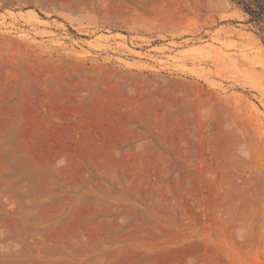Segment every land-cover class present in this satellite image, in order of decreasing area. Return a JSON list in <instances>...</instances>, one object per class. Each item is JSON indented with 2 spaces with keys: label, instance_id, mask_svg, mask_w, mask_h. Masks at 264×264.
<instances>
[{
  "label": "rangeland",
  "instance_id": "obj_1",
  "mask_svg": "<svg viewBox=\"0 0 264 264\" xmlns=\"http://www.w3.org/2000/svg\"><path fill=\"white\" fill-rule=\"evenodd\" d=\"M231 0H0V264H264V42Z\"/></svg>",
  "mask_w": 264,
  "mask_h": 264
},
{
  "label": "trees",
  "instance_id": "obj_2",
  "mask_svg": "<svg viewBox=\"0 0 264 264\" xmlns=\"http://www.w3.org/2000/svg\"><path fill=\"white\" fill-rule=\"evenodd\" d=\"M247 16L246 23L253 24L264 42V0H231Z\"/></svg>",
  "mask_w": 264,
  "mask_h": 264
}]
</instances>
